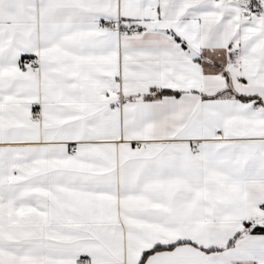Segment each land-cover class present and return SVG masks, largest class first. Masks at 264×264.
<instances>
[{"label":"snow or ice","instance_id":"1","mask_svg":"<svg viewBox=\"0 0 264 264\" xmlns=\"http://www.w3.org/2000/svg\"><path fill=\"white\" fill-rule=\"evenodd\" d=\"M0 264H264V0H0Z\"/></svg>","mask_w":264,"mask_h":264}]
</instances>
